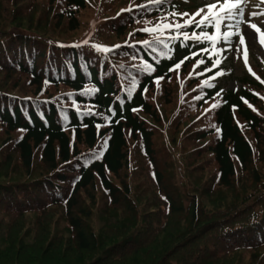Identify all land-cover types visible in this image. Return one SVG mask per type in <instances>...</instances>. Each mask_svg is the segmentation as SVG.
Returning a JSON list of instances; mask_svg holds the SVG:
<instances>
[{
    "label": "trees",
    "instance_id": "16d2710c",
    "mask_svg": "<svg viewBox=\"0 0 264 264\" xmlns=\"http://www.w3.org/2000/svg\"><path fill=\"white\" fill-rule=\"evenodd\" d=\"M187 3L80 38L84 0H0V264H264L259 100L210 79V44L178 35L193 26L138 27ZM195 60L185 109L163 114Z\"/></svg>",
    "mask_w": 264,
    "mask_h": 264
},
{
    "label": "rangeland",
    "instance_id": "374dc122",
    "mask_svg": "<svg viewBox=\"0 0 264 264\" xmlns=\"http://www.w3.org/2000/svg\"><path fill=\"white\" fill-rule=\"evenodd\" d=\"M84 1L86 2V8L78 14L81 24H85V30L80 38H84L90 32H94L97 25L102 23L103 18L106 15L112 16L121 10L155 2L156 0ZM198 1L200 0H196V2ZM220 2L222 3V0H220ZM213 3H217V0H209L202 4H197V7L188 4V6L181 11L174 12L176 15H173L172 13L167 18L162 19L158 17L156 20L150 17L141 22L138 27L149 29L150 32H152L151 28H155L158 30V33L170 29L171 34H177L178 29L174 27L175 24L183 25L184 21L187 20L189 16L200 9H204L206 12V6ZM241 8L243 9V15L237 14L234 15L232 19L222 20L218 27L214 26L212 20H209L206 22L207 26L203 28L193 25L195 32H184L178 35H181L182 38L185 39L184 34L187 33V39L209 41L211 44V51L207 56H212L215 58L214 61H218L215 67L213 66V61L212 64L209 65V69H213L214 71L210 79L214 78L217 79L218 82H221L223 90H237L242 81L244 88L251 94L255 95L259 100V104L253 105L251 109L264 117V45L260 42L261 33H264V15H261V13H264V2H262V0H244V3L241 4ZM214 11H219V9ZM183 13H187L188 16L181 17L180 14ZM253 13H256V15H253ZM202 15H204V13H201V16ZM201 16H196L195 19L199 21ZM240 18L242 19V24L238 27ZM164 25H169L171 27L165 28ZM250 25H255L260 31L257 32L256 29L252 28ZM247 32L249 34H246ZM193 33H196L197 38H193ZM237 33H239V35H237ZM240 35H243L245 38L244 45L240 44ZM205 36L209 37V39H205ZM245 48L247 49V62H245L244 56ZM197 61L199 60L190 63L184 71L179 68L176 69L173 75L175 86H178L176 87V99H174L172 107L163 111V114L168 112L174 114L180 109H185L191 95L186 97V90L183 86L184 78L208 67V64L203 65L201 63L197 66ZM245 79L253 81L255 86L250 85ZM204 83V80L198 81L194 84V87L197 85H203ZM209 83L208 80L205 87L212 84ZM156 88L158 89L159 86L157 85ZM193 90L194 88L191 87L189 91ZM218 103L219 98L216 96L205 103L206 105L200 109L199 115L205 113L203 118L206 119L207 124H210L211 114ZM214 105L216 106L213 107ZM238 123L241 125L240 121H238ZM156 141L162 142V139L160 140L157 138ZM103 144V141H99L98 148H102Z\"/></svg>",
    "mask_w": 264,
    "mask_h": 264
},
{
    "label": "snow or ice",
    "instance_id": "6c2138e0",
    "mask_svg": "<svg viewBox=\"0 0 264 264\" xmlns=\"http://www.w3.org/2000/svg\"><path fill=\"white\" fill-rule=\"evenodd\" d=\"M157 3L160 2V0H156ZM262 2H264V0H262ZM244 3V0H222V3L220 2V0H217V3H213L210 5H207V11L205 12L204 9H200L198 10L196 13L192 14L191 16H189V18L187 20L184 21V24H175L174 27L176 29H180V28H187V27H192L193 25H195L196 27H200L203 28L205 26H207L206 22L209 20H212L214 22V26H219V24L221 23L222 20H226V19H232L234 15H243V9L241 8V4ZM219 9V11H214ZM201 13H204V15L201 16ZM173 15H176V13H173ZM181 17L183 16H188L187 13H183L180 14ZM253 15H256V13H253ZM261 15H264V13H261ZM196 16H201V19L199 21H197L195 19ZM252 28L256 29L257 32H259L260 30L258 28H256L255 25H250ZM165 28L171 27L169 25H164ZM144 31H148V29H144ZM237 35H239V33H237ZM193 38H197L196 33L192 34ZM184 38L187 39L188 38V34L185 33L184 34ZM205 39H209V37L205 36ZM260 42L262 45H264V33H261L260 36ZM84 43H87V41H85ZM147 43V42H145ZM240 44L244 45L245 44V38L243 35H240ZM98 50H103V49H99ZM245 62H247V49L245 48ZM202 63V61H197V66ZM218 63V61H213V66L215 67L216 64ZM179 64L176 65L177 68H179ZM210 70V69H209ZM162 79V77L160 78ZM158 83V81H157ZM216 105H214L213 107H215Z\"/></svg>",
    "mask_w": 264,
    "mask_h": 264
}]
</instances>
